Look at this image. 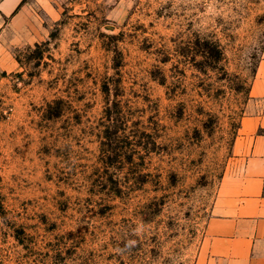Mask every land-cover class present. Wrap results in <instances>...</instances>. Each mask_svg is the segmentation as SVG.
<instances>
[{
	"label": "rangeland",
	"instance_id": "rangeland-1",
	"mask_svg": "<svg viewBox=\"0 0 264 264\" xmlns=\"http://www.w3.org/2000/svg\"><path fill=\"white\" fill-rule=\"evenodd\" d=\"M263 55L264 0H0V264H193Z\"/></svg>",
	"mask_w": 264,
	"mask_h": 264
},
{
	"label": "crops",
	"instance_id": "crops-1",
	"mask_svg": "<svg viewBox=\"0 0 264 264\" xmlns=\"http://www.w3.org/2000/svg\"><path fill=\"white\" fill-rule=\"evenodd\" d=\"M250 93L264 97V57ZM262 110L248 112L240 120L233 159L219 181L193 264H264Z\"/></svg>",
	"mask_w": 264,
	"mask_h": 264
}]
</instances>
